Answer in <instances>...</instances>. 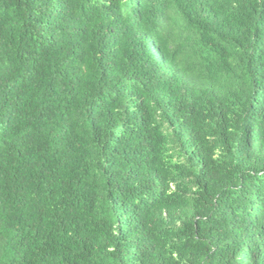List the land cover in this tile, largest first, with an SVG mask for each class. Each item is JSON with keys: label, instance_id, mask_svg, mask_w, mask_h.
<instances>
[{"label": "trees", "instance_id": "obj_1", "mask_svg": "<svg viewBox=\"0 0 264 264\" xmlns=\"http://www.w3.org/2000/svg\"><path fill=\"white\" fill-rule=\"evenodd\" d=\"M0 264H264V0H0Z\"/></svg>", "mask_w": 264, "mask_h": 264}]
</instances>
